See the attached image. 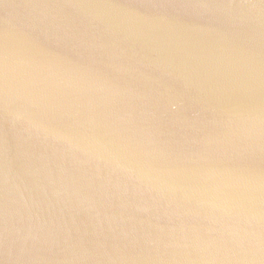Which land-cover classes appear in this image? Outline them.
Returning a JSON list of instances; mask_svg holds the SVG:
<instances>
[{"label": "water", "instance_id": "water-1", "mask_svg": "<svg viewBox=\"0 0 264 264\" xmlns=\"http://www.w3.org/2000/svg\"><path fill=\"white\" fill-rule=\"evenodd\" d=\"M0 264H264V0H0Z\"/></svg>", "mask_w": 264, "mask_h": 264}]
</instances>
